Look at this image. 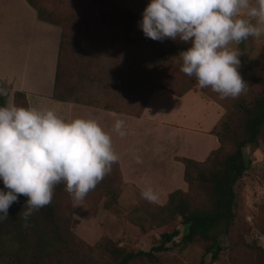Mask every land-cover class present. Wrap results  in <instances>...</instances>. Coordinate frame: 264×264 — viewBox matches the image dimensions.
<instances>
[{"label":"trees","instance_id":"obj_1","mask_svg":"<svg viewBox=\"0 0 264 264\" xmlns=\"http://www.w3.org/2000/svg\"><path fill=\"white\" fill-rule=\"evenodd\" d=\"M98 1L108 3L110 14L129 19L133 31L126 43L141 46L145 63L138 64L131 48L93 25L70 28L68 18L51 6L53 0H28L41 20L62 28L54 99L140 117L156 90L183 96L210 78L214 64L230 84L224 80L218 89L205 90L226 108L212 130L220 145L205 160L177 156L185 165L188 190L171 192L166 204L139 190L136 210L180 217L183 230L164 232L150 251L127 250L107 239L98 245L100 260V253L80 242L70 227L72 206L64 204V194L71 192L68 180L79 181L84 189L95 182L111 208L126 186L120 161L112 154L76 150L47 131L32 118L24 91L14 92L16 123L9 126L6 106L12 87L0 80V264H131L170 249L179 236L184 248L202 244L213 262L229 236L226 248L233 264H264V247L247 241L254 226L240 219L237 191L252 163L247 148L264 140V47L258 58L242 56L231 70L221 69L208 45L169 43L116 0ZM255 226L264 234V216H256Z\"/></svg>","mask_w":264,"mask_h":264},{"label":"rangeland","instance_id":"obj_2","mask_svg":"<svg viewBox=\"0 0 264 264\" xmlns=\"http://www.w3.org/2000/svg\"><path fill=\"white\" fill-rule=\"evenodd\" d=\"M116 2L122 9L133 11L137 17L147 22L160 38L167 39L169 43L179 46L208 45L210 54L216 59L221 69L231 70L242 56L247 61L258 58L264 47V0H116ZM52 3L51 6L57 7L59 13L68 18L67 24L70 28L86 29L93 25L99 33L103 35L109 33L115 37L119 46L131 48L138 64L145 63V55L141 46L133 42L126 43L129 33L133 31L129 19L110 14L107 2L53 0ZM77 29L73 33L77 32ZM181 68H185V64H182ZM209 75L210 78L203 85L198 84L194 89L202 97L214 100L205 90L211 92L214 88L218 89L221 86L220 82L225 85L224 80L227 82L225 86H230V84H228L227 75L222 78L218 76L217 66L214 64ZM171 79L168 77L169 83H172ZM221 106L226 113V108ZM152 107L154 110L159 108L155 104H152ZM73 112L74 117L81 118L83 124L88 126V128L85 127L87 129L90 128L91 123L112 125L113 121L119 122L117 118L111 119L106 109L98 107L96 112L89 113L85 107L74 106ZM185 116L174 119L178 123L188 125L189 122H185ZM6 121L9 126H14L16 123V119L13 123H8L7 115ZM121 123L124 124V121ZM95 131L92 129V133ZM207 132H198L199 138L190 136L185 140L183 137L179 145L174 148L196 151L200 149ZM93 137L101 143L106 139L97 132ZM89 138L92 139L91 135ZM89 138L88 141H90ZM138 138L139 134L130 141L125 138L122 145L118 142L120 140L114 142L121 146L127 145V148L137 147L135 145L141 146L138 144ZM111 142L112 139H109L106 143ZM204 150L209 151L210 147H205ZM247 152L252 158V163L237 185L239 214L241 220L245 219L251 226H254L252 233L246 236L247 241H256L263 246L264 234L256 228L255 218L264 216V140H261L258 146L247 148ZM122 174L126 186L118 203L111 208L106 206L110 199L103 194L102 189L95 182L88 183L84 189L79 181L68 180L71 192L64 194V204L72 206L73 213H68L71 215L70 227L73 228L80 242L85 246L89 245L90 250L100 253L97 256L100 260L103 254L98 245L107 239L127 250L150 251L161 242L164 232H173L175 229L183 230L180 217L171 219L168 213L150 215L136 210L141 199L139 193L141 189L135 184L127 185L123 170ZM97 183L101 184V181ZM176 188L182 189L181 185ZM183 190H188V187ZM167 201L156 203L164 205ZM180 239L181 236L171 242L170 249L155 251L151 257L145 256L131 264H233L230 260L231 254L226 248L229 245V236L222 239L225 249L220 259L215 262L212 261L211 255L205 254L202 244L196 243L184 248L179 242Z\"/></svg>","mask_w":264,"mask_h":264},{"label":"crops","instance_id":"obj_3","mask_svg":"<svg viewBox=\"0 0 264 264\" xmlns=\"http://www.w3.org/2000/svg\"><path fill=\"white\" fill-rule=\"evenodd\" d=\"M61 37L62 28L41 20L28 0H0V80L12 87L6 106L8 123L15 121L14 92L24 91L34 121L76 150L117 157L127 185H137L160 203L168 200L176 186L186 189L185 165L176 157L205 160L212 150L219 147L220 142L212 130L225 113L223 107L202 97L196 89L180 97L166 90H156L142 116L107 110L109 117L117 118L119 122L113 121L112 125L91 123L87 129L81 118L74 117V106L85 107L89 113L96 112L97 107L59 101L53 97ZM152 104L159 108L154 110ZM183 116L188 125L174 119ZM92 129L106 138V142L109 139L112 142L97 141ZM204 131L209 133L200 149L185 151L174 148L183 137L185 140L190 136L199 138L198 132ZM137 134L141 146H121L123 139L130 141ZM115 140H120L121 145L115 144ZM205 147H210V150L205 151ZM262 244L264 246V240Z\"/></svg>","mask_w":264,"mask_h":264}]
</instances>
